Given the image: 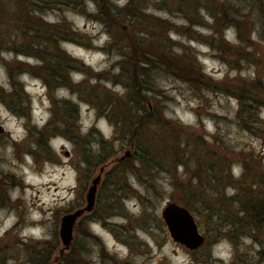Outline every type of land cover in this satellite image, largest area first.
<instances>
[{"label":"rangeland","instance_id":"1","mask_svg":"<svg viewBox=\"0 0 264 264\" xmlns=\"http://www.w3.org/2000/svg\"><path fill=\"white\" fill-rule=\"evenodd\" d=\"M7 1H3L5 7ZM110 1L125 6L129 0ZM146 2L149 13L172 26L168 38L178 56H190L212 83L218 82L225 89L234 81H251L258 75L264 84V22L260 13L264 0L228 1L229 6L240 9L242 38L252 46L239 41L236 28L225 29L223 37L238 54V58L228 59L212 49L219 38L214 37L215 22L205 9L204 21L192 24L186 19L192 0ZM257 11L258 16L253 14ZM44 12V22L69 25L84 38V45L64 42L60 46L69 59L81 65L82 72L71 74L72 82H81L100 96L109 92L124 97L122 85L113 77L120 71V52L108 49L110 37L96 20L94 5L86 2L84 10L61 5ZM9 18L14 25V17ZM161 34L167 35L166 31ZM252 53L259 62L257 66ZM38 64L32 58L0 51V264H63L59 263L63 258L76 264L261 263L264 230L253 233L244 226L234 227L232 220L240 208L228 199L249 186H257L261 174L264 176V105L257 109L259 122H253L254 116L241 110L239 100L230 93L158 74L156 83L163 90L158 97L164 112L161 118L175 135L188 136L197 145L198 155L187 158L189 170H185L177 160L176 143L159 134H149L148 142L138 137L126 143L123 134L114 133L108 119L98 116V111L80 101L77 94L60 87L50 91L44 80L31 72ZM1 98L18 113L8 109ZM63 98L79 108L75 138H85L95 129L108 141L103 152L117 151L101 167V173L98 168L90 174L87 165L78 170L82 154L62 133L66 120L63 122L60 108ZM55 110L60 114L56 116ZM39 142L42 147L37 145ZM141 143L148 144L156 154L158 167L145 169L139 162H130ZM222 156L230 160L227 171L233 183L225 182L226 171L216 163ZM196 168L202 172L194 173ZM100 174L94 208L78 219L73 240L64 250L58 234L60 219L85 206L91 181ZM214 179L213 185L219 186L217 194L211 184ZM204 182L210 185L204 188ZM238 196L242 198L243 194ZM168 201L192 202V208L187 209L205 237L200 248L189 250L170 238L161 216ZM216 214L218 221H214ZM217 227L225 228L227 233H212Z\"/></svg>","mask_w":264,"mask_h":264},{"label":"trees","instance_id":"2","mask_svg":"<svg viewBox=\"0 0 264 264\" xmlns=\"http://www.w3.org/2000/svg\"><path fill=\"white\" fill-rule=\"evenodd\" d=\"M3 1L0 0V51L5 50L17 56L36 60L40 64L37 68L31 67V72L34 73L33 75L41 77L50 91L60 87L67 88L77 94L80 101L88 103L98 111V116L106 117L114 128V133H122L126 143L134 142L138 137L141 142H143L142 138L148 142L149 134H159L160 137L177 144L176 157L182 166L185 165L183 166L185 170H189L187 158H194L198 155L195 142L188 136L175 135L173 129L161 118L164 112L158 97H161L163 90L156 83L158 74H167L190 84L195 83L203 85L205 88L228 92L237 97L241 104V110L254 116L253 122H259L257 109L264 105V84L258 75L251 81L240 79L234 81L232 86L225 89H222V84L218 82L212 83L190 56L186 54L183 57L178 56L179 53L175 51L173 42L168 38V32L173 29L172 26L159 16L149 13L146 0H129L125 6H117L110 0H8V7H5ZM169 1L171 0H160L159 3L166 4ZM192 1V10L187 12L186 18L190 23L200 24L201 21H204L206 14H202L203 9L215 22L214 37H218L219 41L216 39L217 44H212L215 47L212 48L213 51L224 55L222 57L224 59L238 58L237 50L222 35V32L230 27L237 29L238 39L243 45L252 48L251 45L243 41V29L239 20L240 9L229 6L228 1L231 0ZM86 2L94 5L95 18L103 25L110 37L108 49L120 52L121 58L118 62L120 71L113 77L118 79V83L122 85L124 97L109 92L100 96L95 91L87 90L84 85L80 84L81 82L73 83L70 76L75 71L82 72L81 65L77 61L69 59L60 46L64 42L84 45L82 44L84 38L73 32V28L69 25L59 27V25L55 26L44 22L42 19L41 15L45 13L44 11L59 9L61 5L78 6L84 10ZM144 3L145 5H143ZM160 7L164 9L163 5ZM261 7V23H263L264 4ZM181 8L180 6L177 10L180 11ZM247 10L251 12L250 8ZM38 13L40 16L37 15ZM253 14L258 16L259 12ZM9 15L14 17V25L8 22L12 21ZM164 31L167 33L166 36L161 34ZM186 31L190 30L186 29ZM21 36L24 39L21 40ZM261 39L264 41V34ZM252 54L254 56L253 64L257 66L259 62L255 53ZM84 71L83 73H87V70ZM1 101L13 113H18V110L10 102H6L4 98H1ZM57 101L58 99L55 103ZM60 104V108L63 110L61 111L63 122L66 119L62 133L82 154V160L77 164L78 170L83 165H87V171L93 174L117 151L105 154L103 151L108 147V141L104 140L95 129H91L85 138H75L73 135L78 134L79 108L66 98H63ZM59 114L60 112L55 110V115ZM164 130L168 133H165ZM182 137L185 140L181 141ZM37 145L42 147L41 142ZM114 145L112 142L111 147ZM138 147L134 161L127 159L125 161H130L132 164L139 162L145 169L158 167L160 162H156V154L150 150V146L141 143V146ZM229 161L227 156H222L216 163H219L223 171H226L227 180L225 182L233 183L235 180H233L232 174L227 171ZM200 172L202 171L196 168L194 173ZM207 173L210 174L209 171ZM199 179L201 181L200 177ZM262 179L264 176L261 174ZM217 180L220 182L219 179ZM261 180L257 186L256 184L249 186L228 199L233 204L236 202L240 208L239 213L235 214L232 220L234 227L244 226L251 229L253 233H260L264 230V181ZM200 181L199 183H201ZM214 181L215 179L211 184L217 194L219 186L218 184L214 186ZM124 184L127 185L126 182ZM205 185L210 184L204 182L202 187L205 188ZM240 193L243 194L242 198L238 196ZM179 204L189 209L192 208L190 201H179ZM215 217H218L217 214L214 216V221H218V218L215 219ZM211 232L214 234L217 232L219 235H222L223 232L227 233L226 229L221 227H217ZM260 236L262 237V235ZM260 243L262 246L259 252L260 264H264V245L263 242ZM59 263L76 264L75 261L68 262L64 258Z\"/></svg>","mask_w":264,"mask_h":264},{"label":"water","instance_id":"3","mask_svg":"<svg viewBox=\"0 0 264 264\" xmlns=\"http://www.w3.org/2000/svg\"><path fill=\"white\" fill-rule=\"evenodd\" d=\"M102 171L103 168L100 169V173ZM100 178L101 174L97 175L91 181V185L85 196V206L66 213L61 217L58 234L64 250L69 248L73 240V230L78 219L85 213L93 210ZM161 216L170 238L174 242L183 245L189 250L198 249L203 245L205 237L200 232L194 216L187 208L175 202L168 201L162 209Z\"/></svg>","mask_w":264,"mask_h":264}]
</instances>
